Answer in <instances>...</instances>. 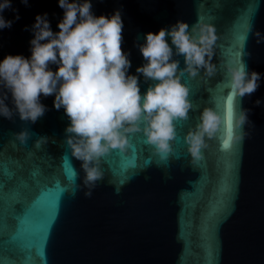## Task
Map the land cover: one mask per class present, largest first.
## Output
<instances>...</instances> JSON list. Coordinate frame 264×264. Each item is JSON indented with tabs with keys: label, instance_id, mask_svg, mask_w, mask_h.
<instances>
[{
	"label": "water",
	"instance_id": "1",
	"mask_svg": "<svg viewBox=\"0 0 264 264\" xmlns=\"http://www.w3.org/2000/svg\"><path fill=\"white\" fill-rule=\"evenodd\" d=\"M90 2L97 17L121 12L128 74L139 76L142 93L153 82L136 71L146 63L139 45L148 32L170 30L180 20L191 28L202 16L215 25L212 62L219 71L212 77L204 69L197 77L184 74L193 109L188 120L177 122L175 151L167 160L143 132L131 134V148L102 158L104 179L90 197L82 162L65 141L70 119L63 107H54L55 94L41 95L46 111L35 123L22 121L18 112L12 119L0 115V264H264V40L257 43L255 36L257 30L264 36V0ZM45 13L59 32L65 13L59 0H11L2 13L13 23L0 29V62L9 54L30 58L36 16ZM249 21L253 30L243 47ZM239 57L249 73H260L259 87L237 98V109H248L251 122L242 143L225 147V65ZM173 58L185 67L183 56ZM6 103L13 107L11 94ZM204 107L215 108L222 123L204 158L193 164L184 137ZM24 129L30 133L26 143L15 135ZM41 137L47 141L36 147Z\"/></svg>",
	"mask_w": 264,
	"mask_h": 264
},
{
	"label": "clouds",
	"instance_id": "2",
	"mask_svg": "<svg viewBox=\"0 0 264 264\" xmlns=\"http://www.w3.org/2000/svg\"><path fill=\"white\" fill-rule=\"evenodd\" d=\"M22 2L27 4L28 0ZM59 6L65 10L59 32L52 31L47 13L38 14L30 58L9 54L0 62V115L12 119L18 112L22 121L35 123L46 111L41 95L55 94L54 107H63L70 119L65 141L71 155L82 162L85 195L90 197L97 181L104 179L102 158L114 149L125 152L131 148V134L143 132L146 143L153 146L162 160L174 153L177 122L188 120L193 109L191 89L183 82V76L188 73L197 77L204 69V76L212 77L219 71L212 62L219 37L215 25L202 16L191 28L180 20L170 30L148 32L145 42L139 45L146 63L136 71L153 83L142 93L139 76L128 74L131 61L122 49L121 12L117 10L110 18L97 17L90 0H59ZM10 7L11 0L0 2V29L10 28L13 23L2 14ZM15 18H20L18 11ZM252 30L249 21L243 47ZM255 36L257 43L264 40L258 30ZM174 56H183L185 67L181 68ZM240 57L225 65L230 75L225 87L230 89L228 95L234 101L254 93L260 80V73H249ZM52 64L58 65V69L53 71ZM9 94L13 107L6 103ZM260 103L256 101L257 105ZM248 111L238 110L235 103L230 141L242 143L245 139L244 126L251 122ZM221 123L222 117L215 108H203L199 122L184 137L191 163L204 158L203 150ZM15 135L26 143L30 133L24 129ZM41 141L46 142L47 138L38 139L36 147H40Z\"/></svg>",
	"mask_w": 264,
	"mask_h": 264
},
{
	"label": "snow or ice",
	"instance_id": "3",
	"mask_svg": "<svg viewBox=\"0 0 264 264\" xmlns=\"http://www.w3.org/2000/svg\"><path fill=\"white\" fill-rule=\"evenodd\" d=\"M236 101H234L228 94L226 95V101H222L221 104L223 106L224 116L228 127V133L231 130L232 127V114L235 107ZM229 135L228 140L224 142V146L227 147L230 143ZM66 169V168H65ZM72 170V169H71ZM66 172L68 174V170L66 169ZM0 188H3V184L0 183Z\"/></svg>",
	"mask_w": 264,
	"mask_h": 264
}]
</instances>
